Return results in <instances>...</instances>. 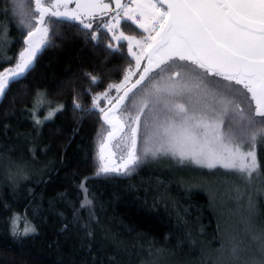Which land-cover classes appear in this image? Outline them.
I'll list each match as a JSON object with an SVG mask.
<instances>
[{
	"label": "trees",
	"instance_id": "trees-1",
	"mask_svg": "<svg viewBox=\"0 0 264 264\" xmlns=\"http://www.w3.org/2000/svg\"><path fill=\"white\" fill-rule=\"evenodd\" d=\"M12 1L0 0V61H10L0 63V72L16 64L30 30L21 23L28 22L25 17L12 13ZM24 2L38 18L34 0ZM46 21L47 43L0 97V264L264 260V143L255 147L260 168L248 179L145 153L126 174L97 175L98 138L108 125L105 111L92 107L93 98L120 82L133 58L125 42L109 47L104 30L60 18ZM121 29L143 34L130 21ZM131 98L132 93L120 110ZM232 115L221 126L226 134ZM139 130V149L158 146L143 124Z\"/></svg>",
	"mask_w": 264,
	"mask_h": 264
},
{
	"label": "snow or ice",
	"instance_id": "snow-or-ice-1",
	"mask_svg": "<svg viewBox=\"0 0 264 264\" xmlns=\"http://www.w3.org/2000/svg\"><path fill=\"white\" fill-rule=\"evenodd\" d=\"M61 2L53 0L45 6L42 0H35L37 18L26 11L30 5L18 0L16 11L27 19V23L25 20L21 23L30 29L25 40L28 46L20 53V62L15 68L0 73V96L11 83L18 82L31 67L41 46L47 43L48 29L43 27L45 16L80 19L78 12L56 10ZM164 3L167 8L161 11L158 4ZM80 7L77 4V9ZM88 7L100 9L101 14L109 10L103 0H92ZM116 7L124 10L126 19L149 32L143 41H136L141 51L136 57L137 68L140 59L145 57L148 65L130 88L125 86L136 74L132 69L122 83L109 86V90L115 88L118 93L124 89L110 112L132 93L129 115L116 120L113 132L109 133L112 137L127 126L130 136L126 135L125 139H130L131 147L122 164L117 167L102 165L97 175L124 172L130 165L140 162L136 138L143 124L145 132H151L149 138H155L158 145L154 150L146 147L145 154L151 153L153 157L171 154L179 157L181 162L191 161L209 169L219 165L251 177L260 168L255 147L264 143V0H157L156 3L147 0L137 5V9H142L139 17L136 9L127 8L120 0H116ZM32 19L36 20L35 25L31 24ZM80 22L84 28H92L91 23H84L83 19ZM119 23L117 20L116 24L109 23L104 27L112 31ZM114 38L129 40L131 51L134 37H126L121 32ZM197 69L203 70V76ZM204 77H220L229 83L221 84L216 79L205 82ZM141 85L138 92H133ZM102 95L107 96V93ZM241 104L246 107L241 109ZM93 106H97L96 99ZM133 110L134 116L131 115ZM230 111L233 115L229 117L226 134L221 126ZM108 115L105 112L106 123H110ZM124 121L130 123L125 125ZM248 144L252 145V150L244 151ZM28 231L35 229H25V233ZM13 235H16L15 231ZM238 248L233 245V255L238 253ZM261 253L264 255V247ZM258 264H264V260Z\"/></svg>",
	"mask_w": 264,
	"mask_h": 264
},
{
	"label": "rangeland",
	"instance_id": "rangeland-1",
	"mask_svg": "<svg viewBox=\"0 0 264 264\" xmlns=\"http://www.w3.org/2000/svg\"><path fill=\"white\" fill-rule=\"evenodd\" d=\"M17 2H18V0H14V2L12 1V3H11L12 4V6H11L12 10L11 11H12L13 14H16V15H18V13L16 11ZM51 2H53V0H43V3L45 4V6H47ZM91 2H92V0H62L61 6L58 9H56V10H58L60 12H67V13L78 12V13H80V19H71L69 17H63V16L62 17H56V16H51V15H47V19H50V18L65 19V20H68V21L77 22L82 27H84L83 24L80 22L81 19H83L84 23H91L92 24V28L106 31L108 33L110 39L112 40V43H113V44L111 43V47L116 48V45L118 43L125 42L126 46H127L128 53L133 58V64H132V66L129 69H132L136 73L135 75H132L130 77L128 84L125 86L127 88L132 83L134 77L139 72H141V70L143 69V66L147 62L146 61V59H147L146 57L140 59L139 68H137V59H136V57L141 55V51H140V48L137 47L136 41H143L144 38L149 35V32H146L144 30V28H140V27H138V28L143 33L141 36H134V35L127 34L126 32H123L122 29H121L122 22H124V21L132 22V21L126 19L125 12H124L123 9L112 10V7L110 6L108 0H103L104 3L109 5V10L106 12L108 14V17H106V18L103 17L101 20L97 19V20L93 21L92 20L93 19L92 16L101 15V10L98 9V8H90V7H88V5ZM146 2H147V0H122V5H125L127 8H130V9H136V16L139 17L140 16V11L142 9H137V5L138 4H143V3H146ZM152 2L156 3L157 0H152ZM77 4L81 5V7L79 9H77ZM158 7L160 8L161 11H163L165 9L163 7V5L161 6L160 4H158ZM145 11H151V10H145ZM118 12H119V15H117ZM34 17H37V15L35 14ZM32 20H34V19H32ZM117 20H119L120 23L115 28H113L112 31H108V29L106 27H104L105 24H109V23L110 24H116ZM145 23L147 24V17H145ZM43 27H46L47 29L49 28V25H48L47 21L43 24ZM121 32H123L124 36H126V37H134L135 38L133 41H131V51L129 50L130 49V41L129 40H127V39H115L114 38V37H118ZM152 35H155V33H152ZM44 46L45 45L41 46L40 50ZM145 47H146V45H145ZM25 48H26V45L22 49V51ZM19 62H20V54L18 55L16 64L19 63ZM16 64L11 66V67H8V68L2 70L0 73L5 72V70H11V69L15 68ZM129 69L125 72L122 80L120 82L116 83V84H120V83L123 82L124 77L128 73ZM197 71L200 72L201 70L197 69ZM201 75L203 76L202 73H201ZM210 79L220 80L221 84H228L229 83L228 81L221 80L220 77H212ZM204 80H205V82L207 81L206 77H204ZM123 90L124 89H122L118 93L115 88H112L111 90H109V88H108L107 91L94 96L93 101H94V99H96V105L97 106L96 107L92 106V107H94L96 110H98V112L106 111L111 106V104H113V102L118 99L119 95L121 94V92ZM104 93H107V96L102 95ZM131 102H132V98L126 103L125 107L122 108V110H120L118 113H116V114H114V115L109 117L110 121H112L113 123L114 122L116 123V120H123V118L125 116L129 115V109L131 108ZM243 105L244 104H241L240 107L243 106ZM253 107H254V105H253ZM101 109H103V111H101ZM124 123H125V125H127L128 123H130V121H124ZM112 129L113 128H111V127L106 128L105 126H102L101 129H100V135H99V138H98L99 141H98V145H97V156H98L97 157V166H99V169L101 168L102 165H107L109 167H117L120 164H122L124 159L127 158V153H128V151H129V149L131 147L130 139H125L126 135L130 136V132H129V129H128L127 126H125L123 132H119V133L115 134L114 136L110 137L109 133L113 132ZM139 131L140 130H138V133H139ZM149 141L150 140L148 139V142ZM153 146L154 145L148 144L147 148H151V149L154 150L155 148ZM145 148L146 147H144V149ZM144 149L141 150L138 147V134H137V138H136V154L140 157V159H141L142 155L144 154ZM243 150L244 151L252 150V145L248 144L247 146L244 147ZM160 155H162V154H160ZM160 155H157V156L153 157L151 155V153H148V158L151 157V159H156ZM167 155L170 156V157L172 156L171 154H167ZM142 158H144V157H142ZM109 159L115 160V163L113 165H109L106 162V160H109ZM136 165L137 164L130 165L129 168L126 171H124V172H109V173L126 174L127 172L130 171V169L132 167H135ZM216 168H219L221 170H226V171L229 170L231 172H235L237 175L243 177L244 179H248L249 178L247 173H241L238 170L226 169L224 167H220L219 165ZM255 173H253V175Z\"/></svg>",
	"mask_w": 264,
	"mask_h": 264
},
{
	"label": "water",
	"instance_id": "water-1",
	"mask_svg": "<svg viewBox=\"0 0 264 264\" xmlns=\"http://www.w3.org/2000/svg\"><path fill=\"white\" fill-rule=\"evenodd\" d=\"M112 1V3H113V7H114V9L115 10H117V7H116V0H111ZM120 3H122V0H120ZM163 6L165 7V8H167V4L166 3H164L163 4ZM34 10H35V0H34ZM37 13V12H36ZM38 14V16H39V13H37ZM46 19H47V16H45V18H44V23L46 22ZM28 37V36H27ZM27 39V38H26ZM25 39V40H26ZM25 40H24V43H25ZM25 45H26V47L28 46L26 43H25ZM41 51V50H40ZM39 51V52H40ZM38 52V53H39ZM38 53H36V55L38 54ZM36 57V56H35ZM35 57L33 58V61H34V59H35ZM33 61H32V63H33ZM148 65V60H147V62L145 63V65L143 66V69H144V67L145 66H147ZM143 69L141 70V72L143 71ZM150 74V73H149ZM137 79H139V75H138V77L127 87V88H130L131 86H132V84L133 83H135V81L137 80ZM139 87V86H138ZM137 87V88H138ZM134 90H136V89H133V91ZM124 94V90L121 92V94L119 95V97L120 96H122ZM130 94V93H129ZM118 97V98H119ZM125 102V101H124ZM116 103V101L105 111V112H108L109 113V115H108V120L110 121V119H109V117L110 116H112V115H114V114H116V113H118L119 112V110H120V108L123 106V104L124 103H122V104H120L116 109H115V111L114 112H110L109 110L110 109H112L113 108V105ZM105 112L103 113V116L105 115ZM107 125H108V127H111V128H113V124H115V122L113 123L112 121H110V123H106ZM113 130V129H112ZM106 162L109 164V165H113L114 163H115V160H112V159H109V160H106Z\"/></svg>",
	"mask_w": 264,
	"mask_h": 264
},
{
	"label": "flooded vegetation",
	"instance_id": "flooded-vegetation-1",
	"mask_svg": "<svg viewBox=\"0 0 264 264\" xmlns=\"http://www.w3.org/2000/svg\"><path fill=\"white\" fill-rule=\"evenodd\" d=\"M108 2H109V4H110V6L112 7V10H115L114 9V7H113V3H112V1L111 0H108ZM122 4V3H121ZM164 7V6H163ZM165 8V7H164ZM164 10H166V8L164 9ZM93 17V21L94 20H97V19H99V20H101L103 17H108V14L106 13V14H101V15H97V16H92Z\"/></svg>",
	"mask_w": 264,
	"mask_h": 264
}]
</instances>
